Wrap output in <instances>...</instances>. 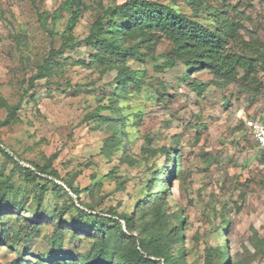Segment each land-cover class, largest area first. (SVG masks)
Masks as SVG:
<instances>
[{"label": "rangeland", "instance_id": "rangeland-1", "mask_svg": "<svg viewBox=\"0 0 264 264\" xmlns=\"http://www.w3.org/2000/svg\"><path fill=\"white\" fill-rule=\"evenodd\" d=\"M62 1L0 0V97L9 104H16L21 98L17 121L0 127V144L25 166L29 162L43 166L56 153L51 167L59 177L47 179L61 185L73 198L75 195L66 182L78 188L92 187V194L82 192L81 200H97L95 209L99 214L109 208L118 213L135 210L138 214L135 206L146 181L153 171L168 168L164 167L166 156L158 149L176 146L181 156L178 173L163 178V182L169 183L165 189L169 190L168 211L181 210L184 218L181 244L187 263L202 264L205 247L222 246L225 236L229 256L226 264H264V149L247 124L250 120L264 121V62L256 63L254 72L246 78L240 70L239 78L224 87H215L209 83L211 74L207 70L191 71L186 77L180 61L172 68L157 71L153 60L162 61L160 54L170 49L168 40L141 49L145 58L127 61L137 71L138 80H130L125 94L119 97L124 113L129 114L126 151L135 161L123 159L122 149L106 156L102 150L109 130L101 129L90 114L110 103V86L116 71L101 74L82 63V58H88L91 52L89 47L80 45L66 50L63 59L57 57L64 60L61 68L48 79L34 80V87L24 93L30 87V76L36 73V65L52 45L59 46V33L67 20L64 13L53 25L56 35L52 41L41 27L37 12H53ZM112 1L125 0H85L88 8L76 27L80 38L86 35L95 14L101 10L100 4ZM229 2L245 18L242 24L248 32L240 31L243 39L249 41L250 35L257 36L251 53L263 48L264 0ZM174 5L190 14V9L181 2ZM198 18L203 22L209 19L204 12ZM19 33L25 34L21 45L16 38ZM241 49V44L234 46L236 51ZM192 80L204 84L200 95L187 85ZM100 114L112 112L102 109ZM5 115V109L0 108V120ZM143 147H148L147 152H143ZM13 166L0 153V178L2 174H11V182L23 191L38 190L43 184L47 187L44 212L70 203L62 193L58 196L46 179L37 180L40 185L36 187L25 184ZM111 171L114 176L108 175ZM95 183L100 186H93ZM31 196L27 216L34 218L35 203ZM223 206L224 213L220 211ZM70 215L64 213L66 218ZM121 224L125 228L123 221ZM220 224L225 226V235L217 230ZM42 232L50 233L51 226L44 225ZM41 236L30 243L29 254L48 251ZM77 244H81L79 251L86 250L87 244L81 240H66L64 247ZM22 248L19 247L20 252ZM14 257V250L0 247L1 264Z\"/></svg>", "mask_w": 264, "mask_h": 264}, {"label": "trees", "instance_id": "trees-1", "mask_svg": "<svg viewBox=\"0 0 264 264\" xmlns=\"http://www.w3.org/2000/svg\"><path fill=\"white\" fill-rule=\"evenodd\" d=\"M177 2L188 7L190 14L177 8L174 5ZM100 6L101 10L95 14L82 38L76 34V27L83 11L88 8L85 0H63L53 12H37L41 27L51 36L52 41L56 35L53 25L64 13L67 14V20L59 33V46L55 48L52 45L42 62L36 65V73L29 78L30 87L24 93L34 87V80L48 79L61 68L64 60H58L57 57L63 59L66 50H73L80 45L89 47L91 52L88 58H82V63L97 69L101 74L107 70L116 71L115 80L110 86V103L90 114L101 129L109 130L102 150L106 156L122 149L125 156L123 159L135 161L126 151L129 114L124 113L119 97L125 94L130 80H138L137 71L131 69L127 61L133 57L145 58L146 54L141 49H150L156 42L168 40L170 49L160 54V63L153 60L155 69L164 71L180 61L185 66L186 77L190 76L191 71L207 70L211 74L209 83L215 87H224L239 78L240 70L243 71L242 77L246 78L254 72L256 63L264 62V47L256 48L251 53L257 36L250 35L249 41L243 39L240 31L245 29L248 32L242 24L245 18L240 17V10L229 0H125L121 3L107 2ZM200 12L209 17L206 22L198 18ZM24 35H16L20 45V42L25 41ZM237 44H241V51L234 50ZM187 85L199 95L205 87L193 80ZM20 100L16 104H9L0 97V108L6 111L5 117L0 120V127L10 126L17 121ZM102 109L111 110L112 115L100 114ZM147 150L148 147H143V152ZM176 150V146H161L158 149L166 156L164 167L168 168L153 171L146 181L142 197L135 206L138 214L135 210L118 213L112 208L99 214L95 209L97 200H81V193L90 191L92 194V187L78 188L66 182L75 195L73 198L61 185L47 179L48 176L59 177L51 167L56 153L46 159L43 166L33 162L25 166L16 161L4 145L0 144V153L11 161L14 171L22 175V182L36 187L40 185L37 180L46 179L53 184L58 196L62 193L70 200V203H65L58 210L44 212L42 204L47 191L44 184L38 190L23 191L21 186L15 187L11 182V174H2L0 247L16 253V257L6 264H189L181 244L184 218L181 210L168 211L166 196L169 190L165 189L167 185L169 187V183L163 182V178L178 173L181 156ZM11 152L14 153L12 150ZM108 175L114 176V171ZM93 186H100V183ZM30 196L35 203L34 218L27 216L30 212V206H27ZM224 209L223 206L220 211L224 213ZM66 212L71 214L67 218L64 217ZM44 225L51 226L50 233L42 232ZM223 225L220 224L217 230L225 235ZM41 234L48 251L29 254L30 243ZM66 240L85 241L87 248L81 252L78 250L81 244H77L66 249ZM223 241L222 246L205 247L202 264H226L229 256L225 236ZM20 246H23L21 252Z\"/></svg>", "mask_w": 264, "mask_h": 264}, {"label": "built area", "instance_id": "built-area-1", "mask_svg": "<svg viewBox=\"0 0 264 264\" xmlns=\"http://www.w3.org/2000/svg\"><path fill=\"white\" fill-rule=\"evenodd\" d=\"M247 124L258 144L264 149V121L250 120Z\"/></svg>", "mask_w": 264, "mask_h": 264}]
</instances>
